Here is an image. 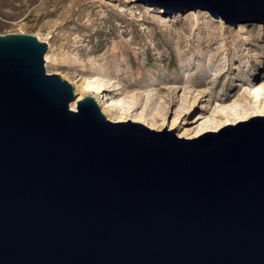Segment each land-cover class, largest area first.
Segmentation results:
<instances>
[{
    "label": "water",
    "instance_id": "95a60500",
    "mask_svg": "<svg viewBox=\"0 0 264 264\" xmlns=\"http://www.w3.org/2000/svg\"><path fill=\"white\" fill-rule=\"evenodd\" d=\"M136 1L264 23V0ZM46 50L0 34V264H264V114L191 138L113 121Z\"/></svg>",
    "mask_w": 264,
    "mask_h": 264
},
{
    "label": "rangeland",
    "instance_id": "374dc122",
    "mask_svg": "<svg viewBox=\"0 0 264 264\" xmlns=\"http://www.w3.org/2000/svg\"><path fill=\"white\" fill-rule=\"evenodd\" d=\"M9 32L47 43L48 73L77 84L102 79L100 95L132 97L137 109L146 95L163 101L168 130L181 99L192 104L180 125L194 128L215 102L252 97L264 85V23L234 25L201 7L165 13L136 0H0V34Z\"/></svg>",
    "mask_w": 264,
    "mask_h": 264
},
{
    "label": "bare ground",
    "instance_id": "6f19581e",
    "mask_svg": "<svg viewBox=\"0 0 264 264\" xmlns=\"http://www.w3.org/2000/svg\"><path fill=\"white\" fill-rule=\"evenodd\" d=\"M260 57H263V55H260ZM45 60L48 62L49 55H45ZM260 64L257 61L256 65L259 66ZM70 82L76 94V100L84 95L92 96L99 105L101 112L110 120L130 119L155 129H161L165 126L166 105L163 101H149L151 99L146 95L144 101H142V107L137 109V101L132 97L128 101H120L115 100L107 94L100 95L105 85L102 79H95L94 82L87 81L81 84ZM103 96L105 97L103 98ZM76 100L71 103L73 109L76 107ZM191 104L181 99L174 110V115L169 124V128H177L178 135L186 138L197 136L207 130H217L223 125L234 124L237 121L246 120L254 115L264 114V85L256 88L252 97L235 99L229 103L215 102L208 117L194 128H187L180 124L183 116L189 112Z\"/></svg>",
    "mask_w": 264,
    "mask_h": 264
}]
</instances>
